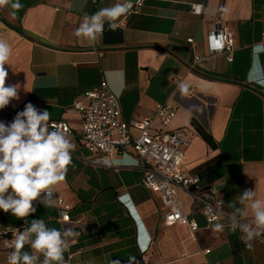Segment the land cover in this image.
I'll use <instances>...</instances> for the list:
<instances>
[{
	"label": "crops",
	"instance_id": "obj_1",
	"mask_svg": "<svg viewBox=\"0 0 264 264\" xmlns=\"http://www.w3.org/2000/svg\"><path fill=\"white\" fill-rule=\"evenodd\" d=\"M141 1L119 19L117 30L106 23L96 42L77 38L75 30L86 15L117 0H19V10L10 0L0 6V39L12 48L6 85H19V99L0 110V118L11 123L7 111L17 114L32 103L51 119L67 121L75 145L65 180L45 205L34 202L37 211L27 224L42 219L49 228L79 233L69 241L64 264H145L143 256L148 264H264V231L248 247L240 230L228 226L229 205L245 207L239 204L245 189L264 200V52L250 48L264 32V0ZM193 4L202 5L200 14L192 12ZM216 21L234 33L231 62L209 53L207 34ZM176 80L194 93L178 91ZM102 81L118 96L126 122L152 114L159 103L175 107L168 124L155 122L153 129L185 131L183 167L224 198V216L207 226L197 215L194 232L167 225L160 195L142 185L133 156H121L111 167L82 159L88 151L73 104ZM128 131L139 133L132 124ZM178 197L188 211V196L178 191ZM58 198L71 206L69 222L59 219ZM217 222L223 231L213 229ZM27 224L0 211V232ZM12 239V233L0 235V264H7ZM24 250L32 251L27 244Z\"/></svg>",
	"mask_w": 264,
	"mask_h": 264
},
{
	"label": "clouds",
	"instance_id": "obj_2",
	"mask_svg": "<svg viewBox=\"0 0 264 264\" xmlns=\"http://www.w3.org/2000/svg\"><path fill=\"white\" fill-rule=\"evenodd\" d=\"M8 3L10 0H0V6ZM11 7L19 10L23 6L16 0ZM133 7L132 0H117L111 7L86 15L74 35L96 42L103 36L106 23L109 30H117L119 19L129 14ZM11 52V46L0 39V110L19 99V85H6L8 71L5 65ZM180 88L187 91V85L181 84ZM50 119L48 110L27 103L11 123L0 121V211L10 212L17 219H24L26 224L27 218L37 211L34 202L45 205L47 196L65 180L72 165L75 145L66 130L50 123ZM239 204L245 207L229 205L234 210L230 213L228 226L233 232L239 229L243 234L242 241L251 247V241L264 231V200L258 199L254 190L245 189L240 194ZM247 209L251 210V219ZM62 216L68 219L66 213ZM224 227L217 222L213 229L223 231ZM78 235L71 227L49 228L44 220L32 219L22 231L18 229L10 245L12 251L7 255V264H64L69 241ZM26 244L30 245L31 252L24 250Z\"/></svg>",
	"mask_w": 264,
	"mask_h": 264
},
{
	"label": "built area",
	"instance_id": "obj_3",
	"mask_svg": "<svg viewBox=\"0 0 264 264\" xmlns=\"http://www.w3.org/2000/svg\"><path fill=\"white\" fill-rule=\"evenodd\" d=\"M141 2L140 0L139 3H133V9L140 6ZM191 9L193 13L200 14L202 5L193 4ZM187 41L193 40L189 38ZM207 41L210 54H223L227 61L233 60L235 36L227 26L216 21L207 34ZM250 48L254 54L264 52V32L261 34V42ZM175 83L180 91V82L176 80ZM186 92L189 95L194 93L192 88H187ZM73 107L81 120L78 136L88 151V155L82 159L94 166L111 167L121 156H133L134 166L142 172V185L148 190L157 191L160 195L165 207V224H183L194 232L199 228L197 215L203 217L207 226L224 216V198L204 189L199 174L187 172L183 167L184 152L189 145L185 131L182 129L168 131L162 127L153 129L155 122H159L160 126L168 124L175 114L174 106L159 103L152 114L139 121L126 122L121 119L118 96L105 81H102L96 88L86 93L84 100L75 101ZM7 113L14 119L16 115L14 112ZM0 121L5 122L1 118ZM50 123L61 126L67 135L73 133L69 123L63 119H50ZM130 124L139 130L135 137L129 134ZM178 191L188 196V211L184 210ZM57 204L61 207L59 219L62 222H69L71 206L64 203L61 198L57 199ZM62 213L67 214V220ZM18 229L22 231L24 228H11L0 232V235L12 233L13 242ZM143 259L144 263L148 264L145 256Z\"/></svg>",
	"mask_w": 264,
	"mask_h": 264
}]
</instances>
